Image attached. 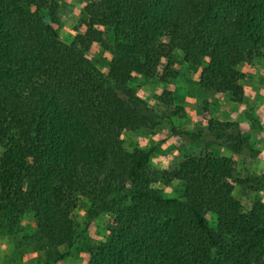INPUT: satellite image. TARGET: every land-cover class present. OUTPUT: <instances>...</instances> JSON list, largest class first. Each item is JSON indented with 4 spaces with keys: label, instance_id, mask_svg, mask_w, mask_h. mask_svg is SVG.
Instances as JSON below:
<instances>
[{
    "label": "trees",
    "instance_id": "trees-1",
    "mask_svg": "<svg viewBox=\"0 0 264 264\" xmlns=\"http://www.w3.org/2000/svg\"><path fill=\"white\" fill-rule=\"evenodd\" d=\"M85 1L87 19L65 44L56 0H0V234L13 241L32 214L25 239L54 264L74 244L72 213L88 200L91 218L113 216L88 264H264V204L244 211L231 158L187 156L159 171L152 151H130L122 139L159 125L129 84L137 75L178 80L177 51L202 68L201 90L242 102L239 68L264 52V0ZM106 30L107 75L89 57ZM160 101L173 105L170 93ZM185 135L253 151L235 122ZM174 182L179 198L154 189Z\"/></svg>",
    "mask_w": 264,
    "mask_h": 264
},
{
    "label": "rangeland",
    "instance_id": "rangeland-1",
    "mask_svg": "<svg viewBox=\"0 0 264 264\" xmlns=\"http://www.w3.org/2000/svg\"><path fill=\"white\" fill-rule=\"evenodd\" d=\"M60 19L57 31L60 40L71 44L76 30L87 19L85 0H56ZM105 46H94L89 57L96 68L108 74L111 46L114 39L110 30L105 31ZM175 66L179 79L172 80L168 87L158 79H146L137 75L129 84L135 94L147 102L159 117V125L152 130L125 131L122 134L127 149L152 151L150 165L159 171H173L187 156L212 153L215 157H229L235 163V197L241 201L244 211L249 212L256 204H264V52L252 62L239 68L240 84L244 98L240 103L232 101L229 94L205 92L198 86L202 68L184 61L183 53L177 51ZM168 88V89H167ZM163 89V90H162ZM171 94L173 105L163 104L160 99ZM211 122H235L240 131L250 138L252 152L236 155L221 147H208L206 141L196 140L185 133L207 131ZM3 150L0 148V154ZM154 189L168 198L183 194L179 182L164 185L157 183ZM91 203L86 200L72 213L75 224V241L72 246L59 249L65 257L54 264H88L89 248L107 241L113 216L102 214L91 218ZM33 215L24 217L22 232L12 241L0 234V264H43L46 256L36 251L29 243L34 232ZM56 257V255H55Z\"/></svg>",
    "mask_w": 264,
    "mask_h": 264
},
{
    "label": "crops",
    "instance_id": "crops-1",
    "mask_svg": "<svg viewBox=\"0 0 264 264\" xmlns=\"http://www.w3.org/2000/svg\"><path fill=\"white\" fill-rule=\"evenodd\" d=\"M85 6H86V5H85ZM179 81L183 82V79L180 78ZM166 87H168V84H164V88H163V89H166ZM163 89H162V90H163ZM167 89H168V88H167Z\"/></svg>",
    "mask_w": 264,
    "mask_h": 264
}]
</instances>
